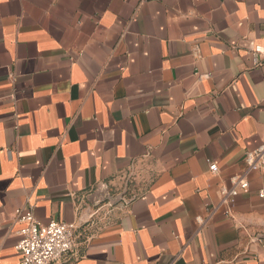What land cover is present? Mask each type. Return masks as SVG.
Wrapping results in <instances>:
<instances>
[{
  "label": "crops",
  "instance_id": "obj_1",
  "mask_svg": "<svg viewBox=\"0 0 264 264\" xmlns=\"http://www.w3.org/2000/svg\"><path fill=\"white\" fill-rule=\"evenodd\" d=\"M251 44L264 0H0V264L29 208L78 226L51 264H264V172L219 198L264 142Z\"/></svg>",
  "mask_w": 264,
  "mask_h": 264
},
{
  "label": "built area",
  "instance_id": "obj_2",
  "mask_svg": "<svg viewBox=\"0 0 264 264\" xmlns=\"http://www.w3.org/2000/svg\"><path fill=\"white\" fill-rule=\"evenodd\" d=\"M252 62L260 65L264 62V46L251 44L248 48ZM245 170L242 174H236L229 178V186L219 188V198L221 204L225 207V213L230 215L235 204L237 196L246 192L249 188L247 174L250 172H264V142L257 148L247 151L244 159ZM208 170L216 174L218 167L215 163H208ZM99 197L92 204V208H98L103 203H109L111 206L124 201V192L112 197L107 186L102 184L98 186ZM260 198H264V191L258 192ZM90 214V213H89ZM16 221L22 224L18 231V242L16 250L20 253L21 259L17 264H51L58 262L74 251L77 246V229L75 224H69L61 221L50 220L47 223H41L35 218L32 210L18 209L15 211ZM198 223L203 222V218H196ZM264 234L255 236L253 239L258 244H262ZM264 248V245H261Z\"/></svg>",
  "mask_w": 264,
  "mask_h": 264
},
{
  "label": "water",
  "instance_id": "obj_3",
  "mask_svg": "<svg viewBox=\"0 0 264 264\" xmlns=\"http://www.w3.org/2000/svg\"><path fill=\"white\" fill-rule=\"evenodd\" d=\"M93 205H94V201H93V203H92Z\"/></svg>",
  "mask_w": 264,
  "mask_h": 264
}]
</instances>
